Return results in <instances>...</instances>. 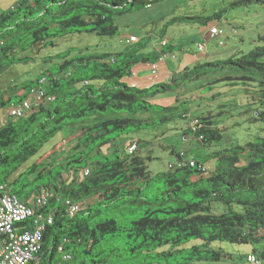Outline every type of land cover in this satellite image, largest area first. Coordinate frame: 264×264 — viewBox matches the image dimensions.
Segmentation results:
<instances>
[{
    "label": "trees",
    "instance_id": "trees-1",
    "mask_svg": "<svg viewBox=\"0 0 264 264\" xmlns=\"http://www.w3.org/2000/svg\"><path fill=\"white\" fill-rule=\"evenodd\" d=\"M162 1L19 0L1 17L0 70L11 64L35 61L36 58L26 55L33 48L42 45V51L55 47L57 40L67 36L90 34L115 38L119 32L118 18ZM255 1L262 2L240 0L230 6L235 8ZM222 18L219 12L209 18L175 17L169 24L189 21L207 25ZM167 51L174 52V47H166L163 54ZM60 59L57 74L43 73L36 81L23 85L21 101L36 89L43 93V103L0 130V180L12 181L13 194L23 202L34 193L28 191L30 188L36 187L35 192L47 189L55 193L41 211L54 210V224L44 232L39 263L32 264H54L62 260L63 254L70 255L74 264H221L225 258L234 259L222 248H212L223 244L249 248L259 264H264V138L257 137L255 142L244 146L209 154L207 158L227 163L209 176L204 163L198 162L195 167L185 165L153 177L146 164L150 159L119 154L111 159L101 153L100 146L114 140L96 144L113 133L124 136L133 127L141 130L144 125L134 119L140 112L167 113L180 109L153 105L151 100L155 97L179 90L183 83L199 82L211 74L224 72L235 74L226 79L236 82L234 87L245 91L254 88L253 101L250 99L248 107L254 108L250 110L254 113L253 121L264 125V37L249 52L187 69L180 79L145 90L122 81L129 75L131 63L125 60L119 65L117 55L76 54L69 50ZM150 61L147 57L143 59L144 63ZM76 86L79 87L74 93L64 92ZM2 98L0 95V109L11 102ZM111 113L128 118L108 121L84 132L73 148V157L64 164L43 170L44 166L36 163L13 179L69 123L78 124ZM200 119L204 127L197 136L204 137L203 145L221 142V132L212 130L214 123ZM111 126L113 131L109 129ZM177 158L183 160L180 155ZM83 164L84 167L80 166ZM91 165L94 167L91 177L79 183L78 171ZM60 169L74 174L70 188ZM38 171L39 175L27 184L28 178ZM51 179L55 182L39 185ZM156 184L163 185L166 191L151 192ZM96 197L100 200L83 208L72 219L62 206L67 198L81 202Z\"/></svg>",
    "mask_w": 264,
    "mask_h": 264
},
{
    "label": "rangeland",
    "instance_id": "rangeland-1",
    "mask_svg": "<svg viewBox=\"0 0 264 264\" xmlns=\"http://www.w3.org/2000/svg\"><path fill=\"white\" fill-rule=\"evenodd\" d=\"M18 1L0 0V21L2 15L11 11ZM239 1L164 0L141 12L118 18L116 23L119 32L115 38L103 39L95 35L83 34L59 39L55 42V47H49L42 51H40L42 45H39L26 54L36 58L35 61L26 64H11L0 70V95L10 98L12 103L17 104L22 100L23 85L26 82L36 81L43 73L57 74V67L62 63L60 58L63 53L69 50L76 54L108 53L117 55L119 65L125 60L130 61L129 75L122 81L138 90H145L160 84L168 85L172 79H180V75L187 69L191 70L198 65L216 60H229L231 57L239 55L240 52H249L259 45V40L264 37V0H261V3L255 1L252 4L235 8L230 6ZM219 12L222 13L223 18L218 23L223 27L225 36L216 40H212L210 37L209 29L213 23L217 24V22L207 25H203L202 22L197 24L189 21L169 24L175 17L209 18ZM233 30H236L235 33L232 32ZM131 35L136 36L139 42L127 45L125 39ZM233 37L237 38V42H233ZM164 39L174 47L177 60L158 61L161 58L158 50ZM220 41L225 42L226 46L219 47ZM200 43H205L208 46L207 52H197L196 46ZM122 53L124 54L119 55ZM58 55L61 57L51 60V57ZM145 57L151 60L150 63L143 62ZM154 71L157 72L156 75L153 74ZM233 75L235 74H227V72L211 74L199 82L183 83L179 90L155 97L151 100L153 105L165 108L180 107V109L167 113L163 110L140 112L134 119L137 123L141 122L144 125L141 130L133 127L124 136H120V133H113L102 140H97L96 144L104 145V142L113 139L111 144L100 146L101 153L113 159L114 154H128L126 150L128 141L139 140L141 146L134 157L153 159L146 162L153 177L159 173L170 171V165L177 166L179 164L178 155H186L187 162L191 160L203 162L206 176H209L216 171L218 166L227 165L226 161L221 162L207 158L209 154L230 150L236 146H244L247 143L255 142L257 137L264 138V125L253 121L254 113H250V110H254V108L248 107L250 99L251 102L253 101L255 90L252 86L246 91L242 87H234L236 82L226 80L235 77ZM58 78L61 79V76ZM78 87L68 88L64 92L66 94L74 93ZM12 88L15 90L12 91ZM2 99L5 101L4 98ZM125 118H128L127 115L111 113L93 116L78 124L69 123L16 176H13V179L16 180L20 174L36 163H41L44 166L43 170H51L50 165L64 164L67 159L73 157V153H75L73 148L81 139L83 132L108 121ZM198 118H206L214 123L212 130L220 131L223 140L208 145L200 144L191 133L190 128L191 122ZM147 124L150 125L145 126ZM109 129L113 131L114 126ZM64 141L68 142V145L63 151L60 148L63 147ZM51 151H53V158H47V152ZM80 166L84 167V164ZM91 167L94 169L92 165ZM39 172L28 178L27 184L32 183ZM59 172L63 174V179L67 187L70 188L73 174L63 169H60ZM54 182L55 180L51 179L39 185L48 186ZM152 185L154 184H150V186ZM36 190L37 188L34 187L28 191L35 192ZM165 191V187L161 184H156L151 190L154 193ZM89 202L91 206L95 200L92 199ZM214 209L222 212L218 206H214ZM212 248L214 250L222 248L228 254L233 255L234 259L225 258L221 264H247L246 257L252 254V250L249 248L228 244L214 245ZM238 256H243V260H238ZM69 264L74 263L71 261ZM76 264H81V262Z\"/></svg>",
    "mask_w": 264,
    "mask_h": 264
},
{
    "label": "built area",
    "instance_id": "built-area-1",
    "mask_svg": "<svg viewBox=\"0 0 264 264\" xmlns=\"http://www.w3.org/2000/svg\"><path fill=\"white\" fill-rule=\"evenodd\" d=\"M213 40L225 36V31L220 24L213 26L210 31ZM236 42V38L232 39ZM139 42V39L132 35L125 39L127 45ZM166 42L163 43L165 45ZM219 47H224L225 42L220 41ZM198 52H205V44L197 45ZM175 59V56H173ZM114 62V59L112 60ZM156 74V71L153 72ZM43 93L33 89L30 97L20 103H11L7 108L0 111V130L12 119H20L25 117L34 107L39 106L43 100ZM52 100V99H50ZM203 127L199 119H195L191 123L192 130L197 133ZM203 137L200 138L202 140ZM137 142H129L126 148L130 154L137 149ZM197 161L191 160L189 165L196 166ZM185 164L180 163L178 167ZM172 168V166H170ZM90 175L89 170H81L79 178L81 180ZM55 197L49 190L41 193L33 194L27 203L22 202L11 192L10 184L4 180H0V264H32L38 262V254L42 247V238L46 229L54 224V210L42 213L49 205V200ZM64 207L69 217H75L81 210V204L71 199L64 201ZM29 224V225H27ZM62 251V249H60ZM72 257L63 254L62 260L54 264H69ZM248 264H259L256 256L252 255L247 259Z\"/></svg>",
    "mask_w": 264,
    "mask_h": 264
},
{
    "label": "clouds",
    "instance_id": "clouds-1",
    "mask_svg": "<svg viewBox=\"0 0 264 264\" xmlns=\"http://www.w3.org/2000/svg\"><path fill=\"white\" fill-rule=\"evenodd\" d=\"M220 22H221V21H220ZM220 22H219V23H220ZM219 23H217V24H219ZM217 24H215V25H217ZM215 25H213V26H215ZM213 26H211L210 29H211ZM210 29H209V31H210ZM235 31H236V30H233L232 32L235 33ZM209 35H210V33H209ZM131 36H132V35H131ZM129 37H130V36H129ZM210 37H211V36H210ZM127 38H128V37H127ZM233 38H236V37H233ZM212 40H213V39H212ZM236 40H237V38H236ZM164 42H166L165 45H163ZM233 42H234V41H233ZM236 42H237V41H236ZM200 44H205V43H200ZM168 46H170L169 41L166 40V39L162 40V42H161V44H160V50L158 51V52L161 54V58H159L158 61H165L166 59L177 60V55H176L174 52H168V51H167L166 54H163V50L166 49V47H168ZM205 46H206V51H205V52H207V51H208V46H207L206 44H205ZM225 46H226V44H225ZM225 46H224V47H225ZM196 50H197V46H196ZM161 51H162V52H161ZM185 52H187V51L185 50ZM197 52H198V50H197ZM205 52H202V53H205ZM198 53H201V52H198ZM173 56H175V59H173ZM156 74H157V72H156ZM156 74H154V75H156ZM202 80H203V79H202ZM9 99H10V98H7L6 96L4 97V100L7 101V102H8ZM27 99H28V98H27ZM51 99H52V100H50V101H53V100H54V97L51 98ZM11 103H12V102H10L9 105H10ZM18 103H20V102H18ZM42 103H43V102H42ZM42 103H41V104H42ZM41 104H40V105H41ZM7 107H8V106H7ZM7 107H6V108H7ZM35 108H36V107H34L33 109H35ZM4 109H5V108H4ZM4 109L1 108L0 111H1V110H4ZM32 111H33V110H32ZM32 111H31V112H32ZM31 112H29L27 115H29ZM27 115H26V116H27ZM198 119L202 122V120H201L200 118H198ZM13 120H17V119H12V120L9 121V123H10L11 121H13ZM193 121H194V120H193ZM193 121H192V122H193ZM192 122H191V123H192ZM9 123H8V124H9ZM8 124H7V125H8ZM202 124H203V122H202ZM7 125H5L3 128H5ZM203 127H204V125H203ZM203 127H202V128H203ZM3 128H2V129H3ZM190 128H191V126H190ZM87 131H89V129H88ZM191 131H193L192 128H191ZM199 131H200V130H199ZM199 131H198V132H199ZM193 132H194V131H193ZM198 132H197V133L194 132V136L197 138L198 142H199L200 144L203 145L204 137H203V136H199V137H198V136H197ZM83 133H84V132H83ZM83 133H82V134H83ZM191 133H192V132H191ZM82 134H81V136H82ZM190 135H191V134H190ZM185 136H186V135H185ZM192 136H193V135H192ZM201 137H203L202 140H200ZM185 140H187V137H185ZM129 142H137V144H138V145H137V149H136V151H135L134 153H132V154H130V153L128 152L127 148H126L127 153H128L127 155H129V156H133V155H135V153L137 152L138 148L141 146V142H140L139 140H138V141L133 140V141H128V142L126 143V145H127ZM62 145H63V147H61L60 149H62V150L64 151V150H65V146L68 145V142H65V141H64V142L62 143ZM59 153H60V152H59ZM180 156H182L183 160L180 162V160L178 159L179 164H180V163H183V164H185V165H189V162L186 161V155H180ZM47 158H48V157H47ZM144 158H145V157H144ZM148 159H150L151 161L153 160L152 158H148ZM197 163H198V162H197ZM197 163H196V164H197ZM179 164H178V165H179ZM178 165H177V166H175V165H170V166H172V168L170 167V170H176V169H178V168H182V167H183V166H182V167H178ZM185 165H184V166H185ZM189 166H190V165H189ZM81 170H89V171H90V175H89L87 178L81 180V179L79 178V172H80ZM81 170H79L78 173H77V180H78L79 183H80V182H83L84 180H86V179H88L89 177H91L92 172H93V169H92L91 166L86 167V168L81 169ZM205 170H206V169H205ZM73 176H74V174H73ZM73 178H74V177H73ZM1 181H2V180H1ZM4 181H6V180H4ZM6 182H8V183L10 184V188H11V183H12V181H6ZM44 190H47V189H43V190H41L40 192H34V193H32V194L30 195V197H31L33 194L41 193V192L44 191ZM11 192H12V188H11ZM51 192H52L53 194H55L53 191H51ZM12 193H13V192H12ZM14 195H15V194H14ZM30 197H29V198H30ZM67 199H68V198H67ZM69 199H70V198H69ZM92 199H94L95 202L98 201V200H100L99 197L92 198ZM92 199H87V200H84V201H81V202H80V201H77V200H75V199H71V200H73V201L78 202V203L81 204V210H80V212H81L83 208H88V207L90 206V205H89V203H90L89 201L92 200ZM19 200H20V199H19ZM28 200H29V199H28ZM65 200H66V199H65ZM65 200H63V202H62V204H63L62 206H63V208L66 210V208L64 207V201H65ZM22 202H23V201H22ZM60 202H61V201H60ZM24 203H27V202H24ZM88 205H89V206H88ZM91 206H92V205H91ZM70 218H71V217H70ZM73 218H74V217H73ZM71 219H72V218H71ZM252 255H253V254L248 255V257H250V256H252ZM254 256H255V255H254ZM248 257H247V259H248ZM37 259H38V257H37ZM72 259H73V258H72ZM72 261H73V260H72ZM36 263H39V259H38V262H36ZM247 264H248V262H247Z\"/></svg>",
    "mask_w": 264,
    "mask_h": 264
},
{
    "label": "crops",
    "instance_id": "crops-1",
    "mask_svg": "<svg viewBox=\"0 0 264 264\" xmlns=\"http://www.w3.org/2000/svg\"><path fill=\"white\" fill-rule=\"evenodd\" d=\"M205 38H207L206 35H205ZM159 50H160V49H159ZM159 50H158V51H159ZM185 135H186V134H185ZM136 141H138V140H136ZM52 152H53V151H51L50 153L47 152V157H48V158H50V157L53 158V157H52Z\"/></svg>",
    "mask_w": 264,
    "mask_h": 264
}]
</instances>
